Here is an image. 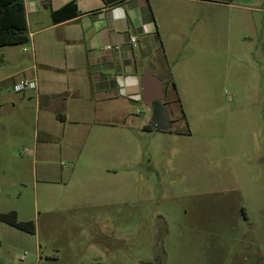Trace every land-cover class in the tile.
Instances as JSON below:
<instances>
[{"label": "rangeland", "instance_id": "374dc122", "mask_svg": "<svg viewBox=\"0 0 264 264\" xmlns=\"http://www.w3.org/2000/svg\"><path fill=\"white\" fill-rule=\"evenodd\" d=\"M23 55L28 44L0 49V213L31 221L35 233L0 221V264H264V92L255 94L250 70L201 54L191 84L183 55L181 83L165 85L160 100L175 133L142 139L144 179L114 197L107 216L73 217L49 203L62 190L39 179L45 161L22 144L40 109L34 95L9 90ZM130 104L141 112L132 121L148 125L143 99ZM51 160L68 168L56 151Z\"/></svg>", "mask_w": 264, "mask_h": 264}, {"label": "crops", "instance_id": "0c3cea01", "mask_svg": "<svg viewBox=\"0 0 264 264\" xmlns=\"http://www.w3.org/2000/svg\"><path fill=\"white\" fill-rule=\"evenodd\" d=\"M43 1L24 0L30 55L19 63L23 75L9 77V90L21 81L36 85L23 91L34 95L40 109L32 140L22 144L45 161L39 179L62 190L49 195V203L70 216L98 210L107 216L110 201L124 197L131 181L144 179L145 171L137 169L142 139L152 130L160 133L132 121L138 109L129 111L131 102L142 99L144 62L153 81L162 83V94L165 85L175 89L181 83L183 55L189 56L185 78L194 84L201 54L229 58L236 74L250 70L255 94L264 92V0H50L51 10L68 4L77 10L56 23ZM158 54L164 62L153 57ZM9 93H1V104ZM144 103V119L151 120L150 104ZM165 133L175 132L169 126ZM55 151L67 169L46 161Z\"/></svg>", "mask_w": 264, "mask_h": 264}, {"label": "trees", "instance_id": "16d2710c", "mask_svg": "<svg viewBox=\"0 0 264 264\" xmlns=\"http://www.w3.org/2000/svg\"><path fill=\"white\" fill-rule=\"evenodd\" d=\"M43 6L50 11L53 23L70 19L77 14L71 4L54 11L51 10L50 0H44ZM28 41L24 0H0V48L26 44ZM147 127L150 128L149 125ZM0 221L21 231L35 233L34 224L31 221H18L14 212L0 213Z\"/></svg>", "mask_w": 264, "mask_h": 264}, {"label": "water", "instance_id": "95a60500", "mask_svg": "<svg viewBox=\"0 0 264 264\" xmlns=\"http://www.w3.org/2000/svg\"><path fill=\"white\" fill-rule=\"evenodd\" d=\"M154 77L148 69H145L140 79L142 88V99L145 102H150L152 105L151 124L153 128L159 131H165L169 128L166 112L160 104L159 99L163 96L161 90V82L153 81Z\"/></svg>", "mask_w": 264, "mask_h": 264}, {"label": "built area", "instance_id": "2783aa9c", "mask_svg": "<svg viewBox=\"0 0 264 264\" xmlns=\"http://www.w3.org/2000/svg\"><path fill=\"white\" fill-rule=\"evenodd\" d=\"M38 1L42 2V0H38ZM130 40H131V42H134L133 38H131ZM104 48L106 50H118L120 48V46L119 45H115V46L106 45ZM35 87H36V85L32 81H21V82L15 83L13 85V90L15 92H22L25 89H35Z\"/></svg>", "mask_w": 264, "mask_h": 264}, {"label": "flooded vegetation", "instance_id": "af4514ba", "mask_svg": "<svg viewBox=\"0 0 264 264\" xmlns=\"http://www.w3.org/2000/svg\"><path fill=\"white\" fill-rule=\"evenodd\" d=\"M163 97V96H162ZM162 97L159 99V102H160V100L162 99ZM149 104H150V107H151V110H152V105H151V103L150 102H148ZM164 104V103H163ZM152 118V117H151ZM167 121H168V123H169V126H170V122H169V120H168V118H167ZM150 127H153V125L151 124V120H150V123L148 124Z\"/></svg>", "mask_w": 264, "mask_h": 264}]
</instances>
